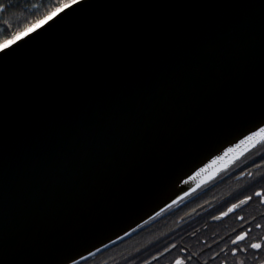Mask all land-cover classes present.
I'll use <instances>...</instances> for the list:
<instances>
[{"label": "water", "instance_id": "obj_1", "mask_svg": "<svg viewBox=\"0 0 264 264\" xmlns=\"http://www.w3.org/2000/svg\"><path fill=\"white\" fill-rule=\"evenodd\" d=\"M49 24L0 57V264L89 260L264 142L188 179L264 120V0H86Z\"/></svg>", "mask_w": 264, "mask_h": 264}, {"label": "flooded vegetation", "instance_id": "obj_2", "mask_svg": "<svg viewBox=\"0 0 264 264\" xmlns=\"http://www.w3.org/2000/svg\"><path fill=\"white\" fill-rule=\"evenodd\" d=\"M227 176L152 227L85 264H175L177 257L187 256L192 257L189 264H234L242 257H233L230 249L242 229L251 227L250 238L264 236V227H255L264 224V204L259 203L264 197L253 196L264 185V161L239 165ZM246 196L253 199L229 211ZM245 264L255 262L247 259Z\"/></svg>", "mask_w": 264, "mask_h": 264}, {"label": "snow or ice", "instance_id": "obj_3", "mask_svg": "<svg viewBox=\"0 0 264 264\" xmlns=\"http://www.w3.org/2000/svg\"><path fill=\"white\" fill-rule=\"evenodd\" d=\"M86 0H58L57 5L47 11L43 16L37 18L32 23L25 25V27L21 30L13 31L10 35L0 40V57H7L11 54L17 52V49L22 47L23 44L27 43V40H23L24 37H29L30 39H36L37 36H40L42 32H46L48 27H51L49 24L50 21L53 23H59L61 20H64L65 17H69L72 13L76 12L80 9ZM13 4V0H0V13H4L9 7ZM32 7H39V5H32ZM56 18V20H53ZM0 24L4 26V29H11L12 25L8 20L0 21ZM47 26V27H45ZM40 30V31H37ZM35 33V35L30 36V34ZM19 42V43H18ZM257 140H264V120L260 121L257 126H255V130H249L247 135L240 140L239 145H235L232 147H227L223 150L219 155H215L211 158L208 163H203L202 167H198L192 176H189V180H194L195 178H199L201 174H206L209 171L214 170L219 167L221 164L226 165L229 161V157L234 158V148L239 147L240 145H248L252 144ZM252 175V173H249ZM181 183L187 184L188 181L181 180ZM187 195V193H185ZM253 196L258 198L264 197V185L261 188L253 193ZM253 196H246L243 201H239L237 204H233L229 211H233L238 208L241 204L247 203L253 199ZM175 203V201H173ZM260 204H264V198L259 200ZM243 219V218H242ZM256 228L264 227V224L257 223L255 224ZM252 229L244 228L237 235L235 240L232 241V244L235 247L230 249L233 257H242L238 258L234 261V264H245V260L251 259L255 262V264H264V236L257 238H250L249 234ZM128 233L125 232V235ZM120 238L119 236L117 237ZM112 241L109 238V243ZM244 244V247H240L241 244ZM107 244L104 243L103 240L99 242V246H93L95 248V252L89 250V256L95 255L101 251L102 248H107ZM183 252L184 250L181 249ZM79 254V253H77ZM83 259V256H81ZM192 260L191 256L187 257H177L175 260V264H189ZM64 264H77L76 256L69 255L65 258Z\"/></svg>", "mask_w": 264, "mask_h": 264}, {"label": "trees", "instance_id": "obj_4", "mask_svg": "<svg viewBox=\"0 0 264 264\" xmlns=\"http://www.w3.org/2000/svg\"><path fill=\"white\" fill-rule=\"evenodd\" d=\"M5 2H7V0H5ZM57 3H58V0H13L12 6L9 7L4 13H0V21L6 19L12 25L11 29L5 30L4 26L0 24V40L7 38L10 35V33L13 31L23 29L25 25L32 23L37 18L43 16L47 11L53 9L57 5ZM34 4L39 5V7H35V8L32 7V5ZM263 159H264V142L261 143V145H259L255 150L247 154L242 160L236 162V164L237 165H252L257 162L264 161ZM234 171L235 169L231 171V173H233ZM227 177L228 176L221 178V180H225ZM173 211L174 210H172L171 212ZM156 222L157 221L150 223L144 228H141L140 230L132 234L131 236L126 237L122 240H119L118 242L106 248L105 250L101 251L100 253L103 254L106 251H109L110 249L114 247L122 245L123 243L127 242L133 237L139 235L143 230H146L152 227V225H154ZM87 261L88 260L80 264H85Z\"/></svg>", "mask_w": 264, "mask_h": 264}]
</instances>
